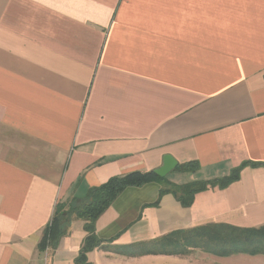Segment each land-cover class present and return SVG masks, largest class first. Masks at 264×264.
<instances>
[{
  "label": "crops",
  "instance_id": "crops-1",
  "mask_svg": "<svg viewBox=\"0 0 264 264\" xmlns=\"http://www.w3.org/2000/svg\"><path fill=\"white\" fill-rule=\"evenodd\" d=\"M195 161L173 184L264 164V0H0V264H75L72 219L38 252L56 204L163 158ZM160 185L124 189L97 218L125 246L205 224H264V168L243 167L184 208ZM68 204V205H69ZM89 264H264L263 255L126 257Z\"/></svg>",
  "mask_w": 264,
  "mask_h": 264
},
{
  "label": "trees",
  "instance_id": "trees-1",
  "mask_svg": "<svg viewBox=\"0 0 264 264\" xmlns=\"http://www.w3.org/2000/svg\"><path fill=\"white\" fill-rule=\"evenodd\" d=\"M263 167L262 163L244 162L231 170L224 177L212 180H198L185 184H173L166 177H159L154 171L130 172L109 178L105 183L90 188L85 199L80 203H58L48 225L42 232L37 245L38 252L47 249L54 250L60 239L67 235L72 219L85 222L84 238L75 264H89L86 255L99 248L126 257H140L145 255L188 256L194 250L217 257H229L238 254L250 256H264V224L256 228H240L227 224H205L186 230H177L147 242L114 246L103 243L95 235L97 218L109 207L114 199L126 188L140 187L148 183L160 185L158 198L154 203L158 205L163 195L170 194L180 206L187 208L192 204L194 196L209 188H225L239 179L243 167ZM199 169L195 161L178 164L174 171L180 173H194Z\"/></svg>",
  "mask_w": 264,
  "mask_h": 264
},
{
  "label": "water",
  "instance_id": "water-1",
  "mask_svg": "<svg viewBox=\"0 0 264 264\" xmlns=\"http://www.w3.org/2000/svg\"><path fill=\"white\" fill-rule=\"evenodd\" d=\"M174 167V161L170 157L165 156L163 158L162 166L156 169L154 172L159 177H165Z\"/></svg>",
  "mask_w": 264,
  "mask_h": 264
}]
</instances>
